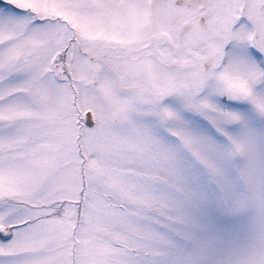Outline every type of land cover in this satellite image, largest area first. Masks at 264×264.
<instances>
[{
	"label": "snow or ice",
	"instance_id": "obj_1",
	"mask_svg": "<svg viewBox=\"0 0 264 264\" xmlns=\"http://www.w3.org/2000/svg\"><path fill=\"white\" fill-rule=\"evenodd\" d=\"M0 264H264V0H0Z\"/></svg>",
	"mask_w": 264,
	"mask_h": 264
}]
</instances>
